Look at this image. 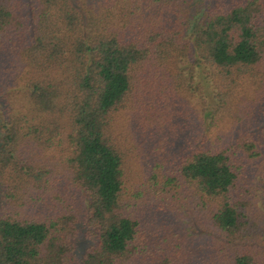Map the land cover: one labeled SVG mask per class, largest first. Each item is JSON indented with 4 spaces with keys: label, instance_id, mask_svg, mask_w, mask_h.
<instances>
[{
    "label": "trees",
    "instance_id": "obj_1",
    "mask_svg": "<svg viewBox=\"0 0 264 264\" xmlns=\"http://www.w3.org/2000/svg\"><path fill=\"white\" fill-rule=\"evenodd\" d=\"M0 104V264H264V0H0Z\"/></svg>",
    "mask_w": 264,
    "mask_h": 264
},
{
    "label": "rangeland",
    "instance_id": "obj_2",
    "mask_svg": "<svg viewBox=\"0 0 264 264\" xmlns=\"http://www.w3.org/2000/svg\"><path fill=\"white\" fill-rule=\"evenodd\" d=\"M203 77L201 76H196V80L202 82L201 86H202V96L203 98L205 97V103L202 102L201 99V94L198 93L196 95V99L193 101V105L196 106V108H198L200 110V112H202L203 116H205L206 113H208L211 110L212 107V102L214 101V97H213V90L211 88V83L207 80V79H202ZM3 110V107L0 104V112ZM201 115V116H202ZM208 116V115H207ZM255 183L258 186V206L260 208L261 211V215H262V221L264 222V177L260 176V173L257 174L255 176ZM0 199H1V192H0ZM190 231H196L197 227L193 224H190L188 226ZM76 243H80L81 245L83 244V242H81V239L79 241V239L76 240ZM260 247L262 248L263 254H264V236L260 242ZM81 249V248H80ZM77 255L80 254V250H76Z\"/></svg>",
    "mask_w": 264,
    "mask_h": 264
}]
</instances>
